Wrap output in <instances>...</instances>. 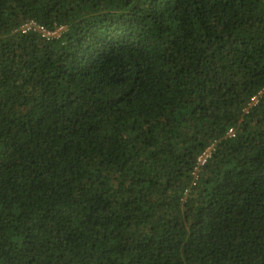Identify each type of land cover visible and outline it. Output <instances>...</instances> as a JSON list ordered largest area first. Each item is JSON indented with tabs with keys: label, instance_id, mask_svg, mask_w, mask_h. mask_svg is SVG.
<instances>
[{
	"label": "trees",
	"instance_id": "16d2710c",
	"mask_svg": "<svg viewBox=\"0 0 264 264\" xmlns=\"http://www.w3.org/2000/svg\"><path fill=\"white\" fill-rule=\"evenodd\" d=\"M263 87L264 0H0V264H264Z\"/></svg>",
	"mask_w": 264,
	"mask_h": 264
},
{
	"label": "built area",
	"instance_id": "2783aa9c",
	"mask_svg": "<svg viewBox=\"0 0 264 264\" xmlns=\"http://www.w3.org/2000/svg\"><path fill=\"white\" fill-rule=\"evenodd\" d=\"M19 31L22 32L23 34H30L36 32V33H40L44 38L48 40H57V39H61L64 36V34L67 31V26L56 25L54 27H49L33 19L24 23L20 27ZM263 98H264V87L252 98L249 107L258 105ZM228 135L230 137L236 136V130L234 128H231L228 132ZM215 149H216V143H213L201 153L194 174L198 175V171H200V168L206 165L210 161V159L214 154Z\"/></svg>",
	"mask_w": 264,
	"mask_h": 264
}]
</instances>
